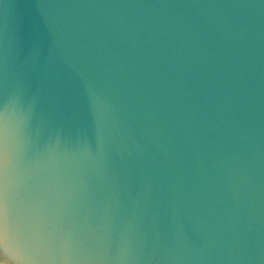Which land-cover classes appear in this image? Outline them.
<instances>
[{
    "label": "water",
    "instance_id": "water-1",
    "mask_svg": "<svg viewBox=\"0 0 264 264\" xmlns=\"http://www.w3.org/2000/svg\"><path fill=\"white\" fill-rule=\"evenodd\" d=\"M0 264H264V0H0Z\"/></svg>",
    "mask_w": 264,
    "mask_h": 264
}]
</instances>
